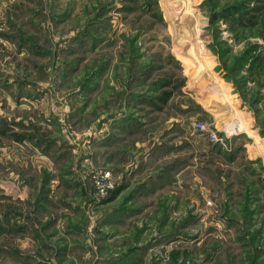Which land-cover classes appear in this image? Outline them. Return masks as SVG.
<instances>
[{
	"label": "rangeland",
	"instance_id": "1",
	"mask_svg": "<svg viewBox=\"0 0 264 264\" xmlns=\"http://www.w3.org/2000/svg\"><path fill=\"white\" fill-rule=\"evenodd\" d=\"M0 264H264V0H0Z\"/></svg>",
	"mask_w": 264,
	"mask_h": 264
},
{
	"label": "built area",
	"instance_id": "2",
	"mask_svg": "<svg viewBox=\"0 0 264 264\" xmlns=\"http://www.w3.org/2000/svg\"><path fill=\"white\" fill-rule=\"evenodd\" d=\"M93 178L100 192H104L105 190L111 187V184L109 182V176L107 173H96Z\"/></svg>",
	"mask_w": 264,
	"mask_h": 264
},
{
	"label": "bare ground",
	"instance_id": "3",
	"mask_svg": "<svg viewBox=\"0 0 264 264\" xmlns=\"http://www.w3.org/2000/svg\"><path fill=\"white\" fill-rule=\"evenodd\" d=\"M197 57V56H196ZM199 58V57H198ZM218 92H217V94L219 93V95H221V96H223L224 97V93H223V91L221 90V89H218L217 90ZM207 101V100H206ZM206 105V104H205ZM208 105V104H207ZM236 127H233L232 129H231V131L232 132H235V133H238L239 131H236ZM235 133H233V134H235Z\"/></svg>",
	"mask_w": 264,
	"mask_h": 264
}]
</instances>
